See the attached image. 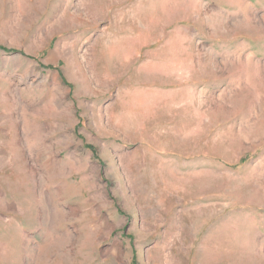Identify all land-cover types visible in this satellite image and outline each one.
I'll return each mask as SVG.
<instances>
[{
	"label": "rangeland",
	"instance_id": "obj_1",
	"mask_svg": "<svg viewBox=\"0 0 264 264\" xmlns=\"http://www.w3.org/2000/svg\"><path fill=\"white\" fill-rule=\"evenodd\" d=\"M0 264H264V0H0Z\"/></svg>",
	"mask_w": 264,
	"mask_h": 264
}]
</instances>
